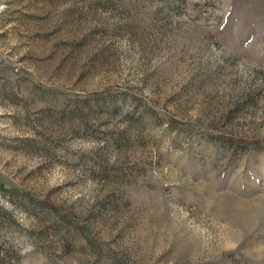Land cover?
<instances>
[{
  "label": "rangeland",
  "instance_id": "rangeland-1",
  "mask_svg": "<svg viewBox=\"0 0 264 264\" xmlns=\"http://www.w3.org/2000/svg\"><path fill=\"white\" fill-rule=\"evenodd\" d=\"M0 183L127 264H264V0H0ZM0 264L118 263L0 191Z\"/></svg>",
  "mask_w": 264,
  "mask_h": 264
},
{
  "label": "trees",
  "instance_id": "trees-1",
  "mask_svg": "<svg viewBox=\"0 0 264 264\" xmlns=\"http://www.w3.org/2000/svg\"><path fill=\"white\" fill-rule=\"evenodd\" d=\"M109 95V93L105 92L103 94H89L87 96L88 99H94V100H98L104 97H107ZM170 125L172 127H179V128H184L186 125H184L183 123L177 122V121H171ZM217 141L222 142V143H226V144H230V145H236L238 147L241 148H246V147H253V148H258L260 146L259 142H244V141H240V140H235L233 138L230 137H214ZM0 191H8L11 193H18L21 194L22 196L36 202L37 204H39L40 206L51 210L54 213H57L58 215H60V217L66 221L69 225L73 226L78 232L79 234L85 239V241L88 243V245H90L91 247L97 249L100 253L106 254L108 256H110L111 258H113L118 264H127L126 261H124L122 258L118 257L116 254L111 253L109 251H103L102 249H100L97 244L92 241L91 239H89L88 237V231L85 225L77 223L74 219L73 216L69 213H65V212H61L60 210L56 209L55 207H53L52 205H50L49 203H47L46 201H38L36 199H34L29 193L27 192H21L17 189H6L5 186L0 183Z\"/></svg>",
  "mask_w": 264,
  "mask_h": 264
}]
</instances>
